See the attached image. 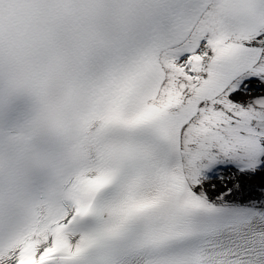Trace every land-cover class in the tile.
<instances>
[{"label": "snow or ice", "instance_id": "obj_1", "mask_svg": "<svg viewBox=\"0 0 264 264\" xmlns=\"http://www.w3.org/2000/svg\"><path fill=\"white\" fill-rule=\"evenodd\" d=\"M0 264H264V0H0Z\"/></svg>", "mask_w": 264, "mask_h": 264}]
</instances>
